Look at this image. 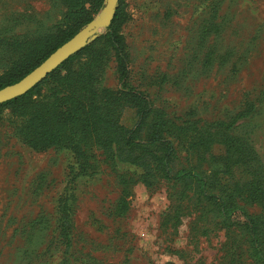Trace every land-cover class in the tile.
<instances>
[{"label":"rangeland","instance_id":"374dc122","mask_svg":"<svg viewBox=\"0 0 264 264\" xmlns=\"http://www.w3.org/2000/svg\"><path fill=\"white\" fill-rule=\"evenodd\" d=\"M95 2L84 0L92 18L78 31L101 16L105 0L97 9ZM71 3L0 0V40L20 43L18 48L0 43V74L43 55L73 24ZM118 5L126 79H119L107 30L101 28L55 82L93 69L99 89L144 93L151 103L145 128L151 132L152 122H158L156 129L172 142L176 168L184 170L187 181L135 180L123 195L121 177L136 178L140 167L101 153L94 172L80 171L67 147H30L15 131L19 109H2L0 264H221L225 230L214 224V213L202 215L201 209L234 196L252 173L264 178V0H117ZM51 85L47 81L33 98L47 94ZM134 110H122L119 122L125 127L134 125ZM189 121L228 125V132L245 142L248 162L226 166L223 146L214 143L195 163L187 151L188 131H181ZM194 171L204 173L209 185L207 200L199 204L188 181ZM64 197L71 207L68 254L57 237ZM174 199H181V215L166 222ZM249 202H239L237 219L243 218L242 209L264 215V204ZM252 254L241 251L235 264H258Z\"/></svg>","mask_w":264,"mask_h":264},{"label":"trees","instance_id":"16d2710c","mask_svg":"<svg viewBox=\"0 0 264 264\" xmlns=\"http://www.w3.org/2000/svg\"><path fill=\"white\" fill-rule=\"evenodd\" d=\"M70 1L75 7L73 24L67 26L60 38L43 55L24 60L0 74V88L21 79L92 18L89 8L84 6V0ZM102 1L96 0V9ZM119 22L120 5L116 8L110 25L106 28V36L114 50L119 79L123 81L128 75V68L123 36L118 30ZM210 27L214 28L215 25L212 24ZM0 43L13 48L20 47L17 40L10 43L9 40L3 39ZM87 49L88 46H85L69 56L26 93L0 103V110L19 109L22 119L15 128L17 135L36 150L45 149L49 145L69 148L80 171L94 172L97 167L96 159L101 153L109 159L140 167L141 172L136 178L121 177L123 195L127 187L135 180H141L148 185L152 184L154 178H161L169 183H177L183 179L186 182L187 174H183V169L178 171L176 168L178 157L172 148V142L163 138L161 131L156 129L158 122H152L155 129L151 132L145 128L147 117L151 112V103L144 93L133 89L116 92L105 88L99 89L94 84L96 80L92 82L93 69L88 71L83 69L71 78L62 79L61 83L55 82L60 77L61 69H64L63 67L69 62L75 61ZM49 80L52 85L48 93L41 98H33L38 95L40 87ZM127 106L135 109L136 121L132 127H125L119 122L122 110ZM220 125L222 123L200 126L196 122L189 121L186 126H182L181 131L185 133L188 131L186 133L189 138V142H186L187 151L195 163H198L212 144L219 143L224 148L221 160L226 166L240 163L245 165L248 162L249 152L245 142L232 136L228 132V125L222 127ZM181 138L184 139L183 136H180ZM202 174L204 173L194 171L188 179L190 183H193L191 184V197H193L194 204L207 200L205 186L208 184L202 180ZM198 182L200 184H197ZM233 195L226 196L221 201L210 202L201 209L202 215H208L209 212L214 213L212 215L215 218L214 224L225 230L226 240L223 250L226 258L221 264H235L243 250H249L251 254L253 252L255 261L258 264H264V215L248 213L242 209L243 214L238 215H242L243 218L235 217V209L242 208L240 201L244 203L253 201L260 206L264 204V178L258 173H252L251 180L237 188ZM183 196L184 193L180 198ZM67 200L68 198L64 197L60 202L57 217V237L59 241L60 239L63 241L61 242L64 244L65 254H68L67 250L71 244L72 229L69 221L71 207ZM180 200L174 199L175 203L167 214L166 222L179 220L183 208ZM119 206L121 209H118L123 211L124 200ZM84 264H97V262L91 260Z\"/></svg>","mask_w":264,"mask_h":264},{"label":"water","instance_id":"95a60500","mask_svg":"<svg viewBox=\"0 0 264 264\" xmlns=\"http://www.w3.org/2000/svg\"><path fill=\"white\" fill-rule=\"evenodd\" d=\"M116 6L117 0H105L101 16L92 19L21 79L0 88V103L26 93L69 56L86 46L89 41L97 36L99 29H105L110 25Z\"/></svg>","mask_w":264,"mask_h":264}]
</instances>
